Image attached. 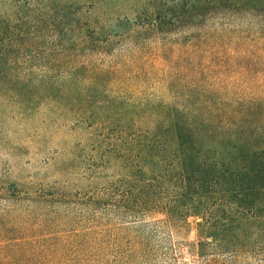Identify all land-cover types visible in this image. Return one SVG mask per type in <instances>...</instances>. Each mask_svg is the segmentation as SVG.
Here are the masks:
<instances>
[{"label":"rangeland","instance_id":"374dc122","mask_svg":"<svg viewBox=\"0 0 264 264\" xmlns=\"http://www.w3.org/2000/svg\"><path fill=\"white\" fill-rule=\"evenodd\" d=\"M143 4L0 0V264H206L212 258L198 254L199 214L191 212L180 232L159 208L122 207L130 181L139 178L173 194L175 184L160 178L151 152L140 149L157 145L163 115L201 94L179 88L189 79L173 77L164 55L196 49L193 36L203 40L206 33L142 31L135 23ZM210 69L197 89L209 83L218 91L213 97L225 95L220 83L241 80ZM41 188L68 199L22 198ZM105 190L109 196L97 202ZM215 258L228 262L227 255Z\"/></svg>","mask_w":264,"mask_h":264},{"label":"trees","instance_id":"16d2710c","mask_svg":"<svg viewBox=\"0 0 264 264\" xmlns=\"http://www.w3.org/2000/svg\"><path fill=\"white\" fill-rule=\"evenodd\" d=\"M143 5L135 23L142 31L206 33L203 40L193 36L196 49H166L164 55L173 77L189 79L179 88L201 94L163 115L157 145L140 149L151 152L159 177L175 184L173 194L164 196L161 185L139 178L130 181L122 207L133 213L159 208L180 232L189 226L191 212L199 214L198 254L212 257L206 264H224L226 259L215 258L223 255L227 264L264 261V0H144ZM214 66L226 79L229 73L241 79L220 83L224 96H211L218 91L209 83L197 89ZM108 196L109 190L102 191L97 202ZM22 198L68 199L42 188Z\"/></svg>","mask_w":264,"mask_h":264}]
</instances>
